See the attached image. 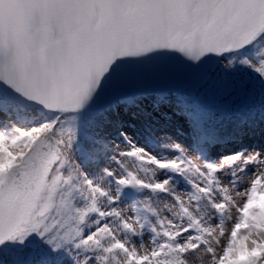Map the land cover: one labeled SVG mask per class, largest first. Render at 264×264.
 <instances>
[{"label": "snow or ice", "instance_id": "snow-or-ice-1", "mask_svg": "<svg viewBox=\"0 0 264 264\" xmlns=\"http://www.w3.org/2000/svg\"><path fill=\"white\" fill-rule=\"evenodd\" d=\"M173 116L187 131L165 134L173 158L128 135ZM262 121L264 0H0V264L30 242L49 264H184L175 253L202 247L212 264H264V148L213 156ZM176 176L193 189L164 232L179 246L141 252L115 229L120 189Z\"/></svg>", "mask_w": 264, "mask_h": 264}, {"label": "clouds", "instance_id": "clouds-1", "mask_svg": "<svg viewBox=\"0 0 264 264\" xmlns=\"http://www.w3.org/2000/svg\"><path fill=\"white\" fill-rule=\"evenodd\" d=\"M168 143L169 142L162 143L159 155L173 158L174 154H172V149L163 147V145H167ZM185 153L187 155V159L191 160L197 167L203 160L201 154L191 152L187 148L185 149ZM126 167L129 171H135L138 178H140L145 184L155 185L163 183L157 179L161 171L158 168H152L149 172L143 173L139 170L138 162L134 159L126 161ZM196 178L197 177L195 175L192 177V179ZM147 190H150L148 195L139 203L132 202L128 205L120 206V220H118L115 225L116 231L123 235L120 231L121 222H127L136 230L137 233L148 231L149 227H151L157 237V239H155L156 244L168 242L171 248L178 247L179 245L175 241H168L164 232L170 231V229L166 227V224L172 223L173 217L177 215L175 210L176 197L179 196L181 199H186V196L184 195L185 191L178 190L176 182L168 184L165 191H153L151 188H147ZM141 208L147 210V212L138 211V209ZM148 214H152L151 219ZM141 224L143 225V228L140 227ZM147 245L143 243L140 244L141 252L147 251ZM190 245V241H185L183 247L188 248ZM206 253L207 247H202L194 254H190L187 257L181 256L180 253H175V256L178 260L183 259L184 264H212L211 259ZM120 264H125L123 258L121 259Z\"/></svg>", "mask_w": 264, "mask_h": 264}, {"label": "rangeland", "instance_id": "rangeland-1", "mask_svg": "<svg viewBox=\"0 0 264 264\" xmlns=\"http://www.w3.org/2000/svg\"><path fill=\"white\" fill-rule=\"evenodd\" d=\"M154 97L146 99V102L142 105L143 107L147 108L148 110L152 109V104L154 102ZM167 110L166 105H161V111ZM169 115L171 116L172 113L169 111ZM176 119L175 121H172ZM171 121H165L163 118H160L158 122L154 125V130L152 131H144L141 126H137L136 128H128V135L133 138V142L137 143H144L148 138L155 140L158 144L162 145L164 142H169L168 140L164 139L165 134L173 140L177 142L183 141L187 138V131L186 125L184 122L181 121L180 118H172ZM261 123L264 124V121ZM184 133V135H181ZM259 133L254 132L249 133L245 138L243 143H249L246 146H241L238 143H231L233 146L234 152L240 151L242 148H254L259 146L264 148V136ZM263 138V139H262ZM253 140H255V145H253ZM258 144H257V143ZM253 145V147L251 146ZM230 145V144H229ZM258 145V146H257ZM225 147V146H223ZM221 146H216L213 151V156H217L222 151L220 150ZM258 148V149H259ZM174 154V153H172ZM230 179L231 177H226ZM175 182L177 184V188L183 191H192V185L183 177L176 176ZM190 188V189H189ZM150 190L147 189H138L132 186H125L120 189V206L128 205L129 203L136 202L139 203L143 198L148 195ZM140 212H147L145 209H138ZM149 218L151 219L152 214H148ZM255 236H250L251 239H255ZM157 239L156 234L154 231L149 227L148 231H144L140 234H133L131 235V240L136 244H150L153 243L154 240ZM19 264H49V257L52 256L51 250L45 244H37V243H29L22 250H19ZM63 256V253H60ZM65 264H75L72 257H68L65 260Z\"/></svg>", "mask_w": 264, "mask_h": 264}, {"label": "bare ground", "instance_id": "bare-ground-1", "mask_svg": "<svg viewBox=\"0 0 264 264\" xmlns=\"http://www.w3.org/2000/svg\"><path fill=\"white\" fill-rule=\"evenodd\" d=\"M146 102V100L144 101V103ZM143 103V104H144ZM144 105H146V104H144ZM174 118H179V117H175V116H173ZM176 119H173L172 121H175ZM254 132H257V133H259L258 135H262V136H264V124L263 123H260V125L257 127V128H255L253 131H251L250 133H254ZM264 138V137H263ZM262 138V139H263ZM264 140V139H263ZM253 145H255V140H253ZM249 143H251V142H248V143H243V142H241V143H238L239 145H241V146H246V145H248ZM257 143V142H256ZM258 144V143H257ZM253 145L251 144V146L253 147ZM258 146V145H257ZM254 148H257V147H255L254 146ZM258 148H259V146H258ZM260 148H262V147H260ZM221 151H222V153H228V152H234V149H233V146L230 144V145H226L225 147H222L221 149H220ZM221 154V153H220ZM190 189V188H189Z\"/></svg>", "mask_w": 264, "mask_h": 264}]
</instances>
